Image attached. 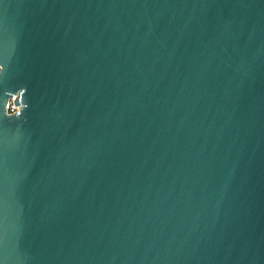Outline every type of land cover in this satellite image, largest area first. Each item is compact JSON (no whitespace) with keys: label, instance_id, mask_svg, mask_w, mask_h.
Returning <instances> with one entry per match:
<instances>
[{"label":"water","instance_id":"water-1","mask_svg":"<svg viewBox=\"0 0 264 264\" xmlns=\"http://www.w3.org/2000/svg\"><path fill=\"white\" fill-rule=\"evenodd\" d=\"M0 264H264V0H0Z\"/></svg>","mask_w":264,"mask_h":264},{"label":"built area","instance_id":"built-area-1","mask_svg":"<svg viewBox=\"0 0 264 264\" xmlns=\"http://www.w3.org/2000/svg\"><path fill=\"white\" fill-rule=\"evenodd\" d=\"M15 100V97L12 95L11 97L8 98L7 103H6V110L7 114H14L20 110L21 106L14 107L13 101Z\"/></svg>","mask_w":264,"mask_h":264}]
</instances>
